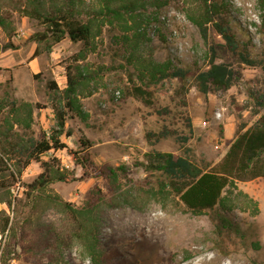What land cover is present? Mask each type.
<instances>
[{"label":"rangeland","instance_id":"obj_1","mask_svg":"<svg viewBox=\"0 0 264 264\" xmlns=\"http://www.w3.org/2000/svg\"><path fill=\"white\" fill-rule=\"evenodd\" d=\"M29 1L0 0V158L9 172L21 171L10 187H4L9 172L0 174V264H91L75 237L78 222L87 217L73 219L60 202L74 213L89 211L86 216L96 223L88 225L96 229L111 264H264V179L238 182L225 192L223 215L237 233L219 232L212 213L194 215L174 196L161 195L158 176L140 166L151 150L183 156L186 149L195 162L215 165L239 128L256 121L248 94L264 91L262 0H209L218 2L261 67L241 64L213 29L204 44L188 20L200 12L202 0H40L49 13L71 11L85 21L92 19L90 47L65 39L50 52L30 40L44 27L23 13ZM8 43L13 48L5 49ZM210 46L214 63L235 73L230 89L201 95L191 75L184 82L171 79L148 87L151 106L131 97L115 99L116 92L121 97V91L139 85L138 73L149 62L170 60L191 74L207 69ZM37 48L40 54L34 57ZM68 67L79 81L75 102L82 115L69 113L65 131L71 136L63 135L62 142L74 150L79 138H85L98 169L126 170L109 179L51 183L31 194L27 186L42 170L34 162L20 169L24 159L13 154L12 135L26 133L39 140L55 129L47 83L64 89ZM11 102L30 106L20 113L27 118L30 111L29 131L15 124ZM164 129L174 135L147 138ZM176 137L188 140L183 144ZM49 157L74 170L66 151L51 152L43 160ZM92 197L97 199L94 206Z\"/></svg>","mask_w":264,"mask_h":264},{"label":"trees","instance_id":"obj_2","mask_svg":"<svg viewBox=\"0 0 264 264\" xmlns=\"http://www.w3.org/2000/svg\"><path fill=\"white\" fill-rule=\"evenodd\" d=\"M261 2L264 6V0ZM201 4L200 12L188 17V20L197 29L204 44L208 45L209 31L213 29L223 41L224 48L236 55L241 64L247 67H261L262 63L250 57L249 52L235 35L218 2L202 0ZM106 10L109 12L108 9ZM23 13L44 27L42 32L33 34L30 40L38 46L43 45L46 52H50L54 45L65 39L74 44L81 43L84 47H90L91 40L94 38L92 19L85 21L71 11L56 10L49 13L44 9L40 0L29 1L27 7L23 9ZM111 13L114 16H120L116 11H111ZM98 14L104 16L102 11ZM2 25L3 21L0 18V26ZM4 48L9 49L13 46L8 43ZM211 48L212 46L209 47L212 56L207 69L195 74H191L189 69L173 65L170 60L162 63H147L138 73L139 85H131L125 91H121L120 99L131 97L151 106V93L147 91L148 87L157 86L163 81L171 79L184 82L191 75L193 87L201 95H207L211 91L230 89L235 80V73L226 64L214 63L215 57ZM38 54H40V50L37 48L33 56L36 57ZM78 86L79 81L72 75L71 68L68 67L64 89H58L55 82L47 83L55 118V129L43 133L39 140L34 139L31 134L26 135V133L12 135V152L17 157L24 159L20 169L26 168L31 162H34L39 164L42 170L38 178L27 186L31 194L42 190L51 183H70L102 177L109 179L115 177L117 171L124 173L126 170L124 167L98 169L91 159V143L85 138H79L78 145L74 150L69 149L62 142L63 135L71 136L70 131H65L69 113L82 115L81 108L75 102ZM248 97L251 101V112L257 116V119L250 127L246 128L242 125L239 128L234 140L217 164L209 165L202 162L199 164L189 157L190 150L186 149L183 156L151 150L144 155L145 162L140 165L146 173L158 176L156 180L158 193L174 196L188 212L194 215L204 212L212 213L214 216L212 221L219 222V226H217L219 232L220 230H233L237 233V230L223 215L225 192L235 188L238 182L246 183L264 179V91L249 92ZM10 106L15 117V124L23 130L29 131L30 111L28 110L27 118L22 117L20 113L22 109H29L30 106L28 104L16 106L14 102H11ZM188 127L190 128V125ZM170 135L174 134L164 129L157 135H147V138L149 140L154 138L158 141ZM176 140L184 144L188 139L176 137ZM62 151H66L74 170L79 171L78 176H75L74 170L69 172L68 169L62 168L60 160L55 157L43 160L51 152ZM4 172H9V169L0 158V174ZM20 173V170L17 173L9 172V181L5 183L4 187H10L17 183ZM96 202V197H92L90 206H94ZM60 205L75 220L80 216L87 217L83 223L78 222L79 233L75 237L81 242L89 262L91 264H111L110 259L103 254L96 229L92 228L96 221L94 219L89 221V216H86L89 211H75L74 213L66 203L60 202ZM88 224L92 226L90 227Z\"/></svg>","mask_w":264,"mask_h":264},{"label":"built area","instance_id":"obj_3","mask_svg":"<svg viewBox=\"0 0 264 264\" xmlns=\"http://www.w3.org/2000/svg\"><path fill=\"white\" fill-rule=\"evenodd\" d=\"M114 96H115V99H119L120 98V95H119L118 92H116Z\"/></svg>","mask_w":264,"mask_h":264}]
</instances>
